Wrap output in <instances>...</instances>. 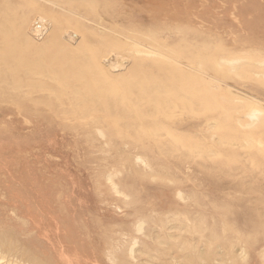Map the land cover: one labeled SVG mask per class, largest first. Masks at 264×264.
<instances>
[{
	"label": "rangeland",
	"instance_id": "obj_1",
	"mask_svg": "<svg viewBox=\"0 0 264 264\" xmlns=\"http://www.w3.org/2000/svg\"><path fill=\"white\" fill-rule=\"evenodd\" d=\"M84 3L100 5L93 19ZM105 11L119 21L97 25ZM110 26L145 30L146 45L95 75L86 54ZM263 26L264 0H0V264H264ZM240 56L237 70L222 60ZM104 76L100 120L81 117L85 90L108 95Z\"/></svg>",
	"mask_w": 264,
	"mask_h": 264
},
{
	"label": "bare ground",
	"instance_id": "obj_2",
	"mask_svg": "<svg viewBox=\"0 0 264 264\" xmlns=\"http://www.w3.org/2000/svg\"><path fill=\"white\" fill-rule=\"evenodd\" d=\"M126 1V0H125ZM81 3V2H80ZM80 3H79V5H80ZM53 4V3H52ZM82 5V4H81ZM81 7H85V9H83V8H81ZM148 7V6H147ZM91 8V9H90ZM100 8V5L98 4V3H88V4H83V6H80V8H79V12H77V14H79V15H81V16H83V17H85V18H87V19H93V18H91L90 17V12H91V14L93 13L92 12V10L94 11V10H98ZM66 9V8H65ZM69 9L71 10H73L74 8H70L69 7ZM84 10H85V12H84ZM54 11V10H53ZM68 11V10H67ZM126 11V10H125ZM237 11V10H236ZM69 12V11H68ZM234 13V12H233ZM104 14L105 15H103V17L101 16V18H99V19H95L94 21H96V24L97 25H99V26H103L104 24H105V19H110V20H113V21H115V18H116V20L117 21H119L118 19L119 18H117L115 15H113L112 14V12H110V11H105L104 12ZM155 14V13H154ZM164 14V13H163ZM167 15V14H166ZM80 16V17H81ZM154 16V15H153ZM82 17V18H83ZM162 18V17H161ZM237 18V17H236ZM239 18V17H238ZM37 19V18H36ZM35 19V20H36ZM151 19V18H150ZM234 19H235V17H234ZM38 20V19H37ZM86 20V19H85ZM237 20V19H236ZM92 21V20H91ZM238 21V20H237ZM46 22H47V20H46ZM125 22V21H124ZM240 22V21H239ZM34 25V24H33ZM239 25V24H238ZM43 26L45 27V23H44V18H41L40 17V22H36L35 23V25H34V30L33 31H38V32H40V31H42L44 28H43ZM240 26V25H239ZM264 27V26H263ZM32 28V27H31ZM108 28V27H107ZM110 30L112 31V33L110 32V33H107V34H103V36L98 40V43H95V46L93 47V48H90L89 50H88V52H87V54H86V56H88V61H89V64H90V67L93 69V73L95 74V75H98V74H105L106 76H108V74H109V72H111L112 71V74L111 75H113L115 72H114V69H118V68H122L124 65H125V58H128V57H126V53H125V51L123 52V49L121 50V48L123 47V45H130L131 43L130 42H134V43H136V44H143V42H144V44L143 45H146L145 43V35H146V33H145V30H143V29H140V31H141V33L144 35V36H141L140 34V37L138 38L137 37V35L136 34H134L133 33V31H135L136 29L135 28H131V27H125V29L124 28H120L119 26H117V27H113L112 28V26H110ZM188 30V29H187ZM190 30V29H189ZM103 31V30H102ZM35 33V32H34ZM75 32H70V35H69V37L70 38H68V34L69 33H67V38L70 40L71 39V41H72V39H75V36H76V34H74ZM103 33H105L104 31H103ZM175 33V32H174ZM179 33H180V31H179ZM164 34V33H163ZM75 35V36H74ZM231 35V34H230ZM64 36V35H63ZM147 38V37H146ZM229 38V37H228ZM233 39V38H232ZM67 41V40H66ZM140 44V45H141ZM164 44V43H163ZM122 46V47H121ZM155 46L157 47V48H155V49H153V51L156 53H161V54H165L166 52H164V51H162V48L161 49H159L160 48V46H161V44H160V42H156L155 43ZM212 46V45H211ZM222 46V45H221ZM144 47V46H143ZM148 47V46H147ZM150 47V46H149ZM154 47V46H153ZM220 47V46H219ZM124 48V47H123ZM132 48V47H131ZM145 48V47H144ZM151 48V47H150ZM135 49V48H134ZM133 49V50H134ZM149 49V48H148ZM219 49V48H218ZM132 50V49H131ZM130 50V51H131ZM144 50V49H143ZM207 50H209V48H207ZM215 50H216V48H215ZM128 51V50H127ZM135 51V50H134ZM137 51V52H136ZM136 53L138 54V53H140V52H142L141 51V49H136ZM147 51V50H146ZM152 51V52H153ZM180 51V50H179ZM133 51H131V53H132ZM147 52H149V51H147ZM218 52V51H217ZM214 53H216V52H214ZM214 53L212 54V55H214ZM143 54H145V53H143ZM151 54V53H150ZM167 55H168V58L169 57H172V58H174V57H182L183 59H184V55H182V54H179V55H171V54H169V53H166ZM165 54V55H166ZM152 55V54H151ZM210 55V54H209ZM244 55L245 56H247L245 53H244ZM142 56V55H141ZM150 56V55H149ZM155 56V55H154ZM224 56V55H223ZM245 56L244 57H234V58H223L222 60H224V61H226V63H228L229 65H231V68L234 70V69H238V68H241V67H239V66H241V65H243V64H241V63H244V62H242L243 60H246L245 59ZM209 57H211V56H209ZM209 57H207V58H209ZM214 57V56H213ZM216 57V56H215ZM2 58V57H1ZM149 58V57H148ZM171 58V59H172ZM151 59V58H150ZM193 59V58H192ZM200 60V59H196V62L198 63V65L199 64H201L202 62L200 61V62H198V61ZM221 60V61H222ZM250 60V59H249ZM103 61H105V63L107 62V66H108V69L110 68V69H113V70H109V71H104V69H103ZM153 61H154V59H153ZM159 61V60H158ZM163 61V60H162ZM178 61H180V60H178ZM210 61V60H209ZM214 61H215V58H214ZM219 61H220V59L218 60V63H219ZM247 61V60H246ZM224 63V62H223ZM222 63V64H223ZM249 63V62H248ZM154 64H156V61L154 62ZM158 64V63H157ZM179 64V63H178ZM186 65H188V66H190V67H192V66H194L192 63H190L189 61H187L186 63H185ZM195 64V63H194ZM210 64H212V63H210ZM216 64V63H215ZM245 64V63H244ZM250 64H253V63H250ZM255 64H256V66H258L259 67V65H261L260 67H262V69H259L260 71H258V69H257V73L256 74H261V76L263 75L264 76V58H261V59H259L257 62H255ZM258 64V65H257ZM159 65V64H158ZM161 66H163L162 64H160ZM166 65V64H165ZM174 65V63H172V66ZM181 64H179V66H180ZM192 65V66H191ZM227 65V64H226ZM236 65H238V66H236ZM35 66V65H34ZM105 66H106V64H105ZM144 66V65H143ZM176 66H178L177 64H176ZM182 66V65H181ZM201 66V68H200V70L202 69V65H200ZM211 66L212 65H210L209 67H210V69H211ZM213 66H214V64H213ZM217 66H218V64H217ZM221 66V65H220ZM30 67V66H29ZM152 67V66H151ZM160 67V66H159ZM163 67H165V66H163ZM174 67H175V65H174ZM174 67H171V68H174ZM230 67V66H229ZM257 67V68H258ZM259 67V68H260ZM167 68H169V67H167ZM178 68V67H177ZM192 68H195V67H192ZM221 68H223V66L221 67ZM225 68H227V67H225ZM38 69V68H37ZM170 69V68H169ZM168 69V70H169ZM189 69V68H188ZM210 69H206L209 73L211 72L210 71ZM230 69V68H229ZM228 69V70H229ZM236 69V70H237ZM34 70H35V68H34ZM175 70H177V69H175ZM198 70V69H197ZM224 70V69H223ZM227 70V71H228ZM231 70V69H230ZM232 70V71H233ZM31 71H33V70H31ZM118 71V70H117ZM226 71V72H227ZM232 71H230V72H232ZM241 71V69L239 70V72ZM243 71H246L247 72V70H243ZM229 72V71H228ZM154 73V72H153ZM167 73V72H166ZM200 73V72H199ZM208 73V75L210 76V74ZM241 73V72H240ZM247 73H249V72H247ZM255 72H253V75H255L254 74ZM86 74V73H85ZM134 74H135V71H134ZM231 74V73H230ZM242 74V73H241ZM243 74H244V72H243ZM87 75V74H86ZM115 75V74H114ZM141 75V74H140ZM143 75V74H142ZM186 75H188V74H186ZM203 75V74H202ZM234 75H235V73H234ZM240 75V74H239ZM134 76V75H133ZM133 76H131V78L133 77ZM206 76V75H205ZM252 76V75H251ZM257 76V75H256ZM256 76H255V78H256ZM129 78V76H126V78ZM188 77V76H187ZM230 77V76H229ZM234 77V76H233ZM237 77H239V76H237ZM81 78V77H80ZM87 78V77H86ZM89 78V77H88ZM103 78H105L104 80H102L101 82L103 83V84H105V85H103V88L102 87H98L99 89L101 88V89H106L107 87H109V80L108 79H110V78H108V77H103ZM131 78H129V79H131ZM208 78V77H207ZM211 78V77H210ZM242 78V77H241ZM82 79H83V77H82ZM81 79V80H82ZM213 79V78H212ZM233 79H235V78H233ZM244 79H246V78H244ZM257 79V78H256ZM261 79V78H260ZM87 80V79H86ZM86 80H85V82H86ZM91 80V79H90ZM141 80H142V78H141ZM221 80V79H220ZM236 80V79H235ZM247 80V79H246ZM253 80V79H252ZM84 81V80H83ZM88 81V80H87ZM96 81V80H95ZM100 81V80H99ZM138 81H139V79H138ZM254 81V80H253ZM261 81V80H260ZM60 82V81H59ZM98 82V81H97ZM123 82H125V80L123 81ZM143 82V81H142ZM155 82H156V79L155 78H150L149 79V83H150V85H155ZM179 82V81H178ZM218 82V81H217ZM225 82V81H224ZM240 82V81H239ZM246 82V81H245ZM143 83H145V82H143ZM212 83H214V80H213V82ZM126 84V83H125ZM217 84V83H216ZM215 84V85H216ZM242 84V83H241ZM131 85V84H130ZM142 84H139V86H141ZM145 85V84H144ZM149 85V84H148ZM224 85H227V83L226 84H224ZM84 86V85H83ZM86 86H87V84H86ZM97 85L95 84V88H97L96 87ZM138 86V85H137ZM217 86V85H216ZM229 86V85H228ZM231 86V85H230ZM229 86V87H230ZM94 88V86H92V87H90V92L89 91H87V90H85L86 92L84 93V95H86V101H88L90 104L89 105H87V104H85V106L82 108V109H80V110H82V113L80 114V116L81 117H93V118H96L97 117V121H99L100 120V118L98 117V116H101V112H102V110H101V108L99 107V105L98 104H101L100 102H99V100H98V97H102V98H107L108 96H110V92H111V88H107V93H108V95L106 96V97H104V96H97V95H95L94 93H92L91 91H93V89H95ZM212 88V87H211ZM214 88H215V86H214ZM92 89V90H91ZM115 89V88H114ZM113 89V90H114ZM143 89V88H142ZM197 89V88H196ZM244 89V88H243ZM112 90V91H113ZM235 90H237V89H235ZM103 91V90H102ZM115 91V90H114ZM144 91V90H143ZM233 91V90H232ZM237 91H239V89L237 90ZM77 93L76 94H78V93H80L81 91H76ZM129 92H132V91H130L129 90ZM138 92V91H137ZM241 92V91H240ZM250 92H252V91H250ZM114 93V92H113ZM194 93V92H193ZM254 93V92H253ZM104 94H106V93H104ZM115 94V93H114ZM132 94V93H131ZM245 94V93H244ZM256 94V93H255ZM133 95V94H132ZM173 95V94H172ZM194 95V94H193ZM248 95H250V94H247V96ZM131 96V95H130ZM223 96V95H222ZM226 96V95H225ZM224 96V97H225ZM111 97V96H110ZM142 98H144L145 99V96H141ZM194 97V96H193ZM196 97V96H195ZM194 97V98H195ZM236 97V96H235ZM251 97H252V95H251ZM259 97V101L261 100L260 99V96H258ZM215 98H217V97H215ZM230 98V97H229ZM237 98V97H236ZM238 98H240V97H238ZM237 98V99H238ZM198 99V98H197ZM243 99V98H242ZM254 99H257V98H255L254 97ZM106 101V100H105ZM245 101V100H244ZM236 102V101H235ZM247 102V101H246ZM245 102V103H246ZM149 103V102H148ZM166 103V102H165ZM227 103H228V101H227ZM233 103V102H232ZM147 104V103H146ZM156 104V103H155ZM201 104H203V103H201ZM235 104V103H234ZM162 105H163V103H162ZM204 105V104H203ZM246 105V104H245ZM244 105V106H245ZM118 106V105H117ZM117 106H115V108H117ZM230 106V105H229ZM164 107V106H163ZM112 108V104H110V105H105V109L104 110H107V113H106V115H104V116H108L109 115V117L108 118H111V120L114 118V116L116 115V114H111V112H110V110L109 109H111ZM220 109V108H219ZM223 109H225V108H223ZM260 109H258V108H252L251 109V111L249 112H246V113H249V115L248 116H251V117H255V115L257 114V112L259 111ZM208 111V110H207ZM178 114V113H177ZM239 114V113H238ZM263 114H264V111H263ZM162 115V114H161ZM245 115V114H244ZM103 116V115H102ZM103 116V117H104ZM168 116V115H167ZM202 116V115H201ZM240 116V115H239ZM154 117V116H153ZM247 117V116H246ZM260 117H264V115H260ZM155 118V117H154ZM256 119H257V116L255 117ZM105 119H106V117H105ZM245 119V118H244ZM237 120V119H236ZM251 120V119H250ZM258 120H260V119H258ZM114 121H116V119L114 120ZM241 121V120H240ZM249 121V120H248ZM262 121H264V120H262ZM254 122L255 121H253V122H250L249 123V126L250 125H252V124H254ZM168 123V122H167ZM214 123H215V121H214ZM217 123V122H216ZM237 123V122H236ZM243 123V122H242ZM264 122H262V124H263ZM210 124H212L213 125V123L212 122H210ZM246 125H248V123H246ZM245 125V126H246ZM173 126V125H172ZM209 126V125H208ZM214 126H215V124H214ZM223 126V125H222ZM192 127V126H191ZM210 127V126H209ZM254 127V126H253ZM253 127H251V128H249V129H252ZM117 128V127H116ZM120 128V127H119ZM193 128V127H192ZM197 129V128H196ZM98 130H99V133H100V135H104V130L102 129V126H99V127H97V132H98ZM195 130V129H194ZM210 130H212V129H210ZM116 132V131H115ZM114 132V133H115ZM117 133V132H116ZM164 133V132H163ZM195 133V132H194ZM224 133V132H223ZM99 135V134H98ZM99 135V136H100ZM212 136V135H211ZM101 137V136H100ZM104 137V136H103ZM215 137V136H214ZM214 137H213V139H214ZM179 138V137H178ZM188 138V137H187ZM103 139V138H102ZM191 139H193V138H191ZM216 139V138H215ZM218 139V138H217ZM216 139V140H217ZM251 139V138H250ZM215 140V141H216ZM252 140V139H251ZM259 141V140H258ZM248 142V141H247ZM262 142V141H261ZM260 142V143H261ZM109 143V142H108ZM112 143V142H111ZM110 143V144H111ZM104 144H106V143H104ZM219 144V143H218ZM243 144V143H242ZM126 145V144H125ZM246 145H249V142L246 144ZM261 145H262V143H261ZM106 146H108V147H110V145L109 144H107ZM127 146V145H126ZM125 146V147H126ZM243 146H244V144H243ZM260 146V145H259ZM247 147V146H246ZM181 148H183V147H181ZM186 149V148H185ZM178 150V149H177ZM139 156V155H138ZM137 158V157H136ZM136 158H135V161H139V160H136ZM139 158V157H138ZM141 159V158H140ZM142 160V159H141ZM127 161V160H126ZM143 161V160H142ZM141 161V162H142ZM136 162V163H137ZM145 163V162H144ZM148 164V163H147ZM134 167V166H133ZM165 171V170H164ZM111 174V173H110ZM158 174V173H157ZM145 175V174H144ZM143 175V176H144ZM153 177H155V176H153ZM152 177V178H153ZM151 178V177H150ZM113 179V178H112ZM155 179H156V177H155ZM164 180V179H163ZM171 183V182H170ZM172 183H173V181H172ZM118 188V187H117ZM118 190V189H117ZM178 192H180V191H178ZM3 197V196H2ZM178 197H180V196H178ZM186 197V196H185ZM190 198H191V196H190ZM180 199H181V197H180ZM192 199V198H191ZM185 201V200H184ZM188 201V200H187ZM119 208V207H118ZM12 212V211H11ZM175 213V212H174ZM12 214H14V212L12 213ZM172 214V213H171ZM15 215V214H14ZM158 215V214H157ZM156 215V216H157ZM162 215V214H161ZM160 215V216H161ZM179 215V214H178ZM177 215V216H178ZM185 215V214H184ZM152 216V215H151ZM169 217V216H168ZM185 217V216H184ZM172 218L173 219H175L173 216H172ZM18 219V218H17ZM178 219V218H177ZM187 219V218H186ZM21 220H22V218H21ZM25 220V219H24ZM143 220V219H142ZM166 220H168V219H166ZM201 221H202V219H200ZM23 221V220H22ZM21 221V222H22ZM138 221H139V219H138ZM172 221V220H171ZM141 222H143V221H141ZM141 222L139 223L138 222V224H141ZM169 222V221H168ZM178 222V221H177ZM176 222V223H177ZM198 222H200V221H198ZM23 223H25L24 221L22 222V224ZM200 223H198V225H199ZM137 225V224H136ZM142 225V224H141ZM144 225V224H143ZM186 225V224H185ZM184 225V226H185ZM190 225V224H189ZM182 226V225H181ZM195 226V225H194ZM228 226V225H227ZM135 227V226H134ZM142 228L140 225L138 226L137 225V228ZM174 227V226H173ZM177 227V226H176ZM199 227V226H198ZM138 228V229H139ZM154 228V227H153ZM171 228H172V226H171ZM175 228V227H174ZM173 228V229H174ZM178 228V227H177ZM180 228V227H179ZM183 228V227H182ZM186 228V227H185ZM188 228V227H187ZM224 230L225 231H228V230H226V226H224ZM136 229V228H135ZM201 229V228H200ZM199 229V230H200ZM137 230V229H136ZM156 230V229H155ZM181 230V229H180ZM222 230H223V228H222ZM223 230V231H224ZM139 231H140V229H139ZM138 230H137V232H139ZM141 231H142V229H141ZM140 231V232H141ZM144 231V230H143ZM182 231V230H181ZM183 231H184V228H183ZM194 231V230H193ZM230 231V230H229ZM179 232V231H178ZM231 232V231H230ZM154 233L155 232H153V236H154ZM199 233H201L202 234V232L200 231ZM212 233V232H211ZM225 233V232H224ZM223 233V234H224ZM237 233H238V231H237ZM143 234V233H142ZM158 234V233H157ZM168 234V233H167ZM173 234V233H172ZM201 234H199V235H201ZM226 234V233H225ZM176 235V234H175ZM212 235V234H211ZM249 235V234H248ZM1 236V235H0ZM122 237H123V234L121 235ZM134 236V235H133ZM143 236H144V234H143ZM148 236V235H147ZM146 235H145V237H147ZM150 236V235H149ZM148 236V237H149ZM160 236V235H159ZM152 237V236H151ZM156 237V236H155ZM185 237H186V235H185ZM158 238V237H157ZM160 238V237H159ZM179 238H181V237H179ZM0 239H3L2 238V236H1V238ZM155 239V238H154ZM153 239V240H154ZM161 239V238H160ZM171 239V238H170ZM182 239V238H181ZM188 239H189V236H188ZM214 239H216V238H214ZM130 240V239H129ZM133 240H135V238H133ZM133 240H131V241H133ZM149 240H152V239H149ZM162 240V239H161ZM216 240H218V238L216 239ZM241 240V239H240ZM116 241H118V240H116ZM131 241H129L130 242V244H131ZM164 241V240H163ZM181 241V240H180ZM179 241V242H180ZM182 241H183V239H182ZM189 241H191V240H189ZM195 241V240H194ZM198 241V240H197ZM208 241V240H207ZM219 241V240H218ZM128 242V243H129ZM158 242V241H157ZM166 242V241H165ZM168 242V241H167ZM187 242H188V240H187ZM237 242V241H236ZM238 242H239V240H238ZM19 243V242H18ZM125 243H126V241H125ZM137 243H138V241H137ZM177 243V242H176ZM175 243V244H176ZM194 243V242H193ZM192 243V244H193ZM199 243H200V241H199ZM211 243H212V241H211ZM221 243V242H220ZM232 243V242H231ZM230 243V244H231ZM6 244H7V242H6ZM121 244H123V243H121ZM136 244V243H135ZM179 244V243H178ZM177 244V245H178ZM186 244H188V243H186ZM195 245H196V243H194ZM202 244V243H201ZM221 244H223V243H221ZM235 243H233V245H234ZM13 246L14 244L12 243H10V246ZM125 245L126 244H124V246H122V248L123 247H125ZM133 246H134V244H132ZM206 245V244H205ZM208 245V244H207ZM220 245V244H219ZM246 245V244H245ZM6 246V245H5ZM15 246V245H14ZM13 246V247H14ZM131 246V245H130ZM136 247L138 246V245H135ZM151 246H153V245H151ZM158 246V245H157ZM201 246V245H200ZM204 246V245H203ZM223 246H225V245H223ZM198 247H199V245H198ZM236 247V246H235ZM243 247V246H242ZM247 247V246H246ZM116 248H117V246H116ZM121 248V249H122ZM130 248V247H129ZM135 248V247H134ZM138 249H140L139 248V246L137 247ZM136 248V249H137ZM156 248V247H155ZM168 248V247H167ZM179 248V247H178ZM203 248V247H202ZM218 247H216V249H217ZM220 248V247H219ZM233 248V247H232ZM232 248H231V246H230V248H229V250L231 251L232 250ZM112 249V248H111ZM152 249V248H151ZM200 249H201V247H200ZM200 249H199V251H200ZM224 249V248H223ZM234 249V248H233ZM242 249V248H241ZM263 249V248H262ZM10 250V249H9ZM12 250H14V249H12ZM17 250V249H16ZM120 250V249H119ZM124 250V249H123ZM129 250V249H128ZM132 250H133V247H132ZM141 250V249H140ZM153 250V249H152ZM163 250V249H162ZM162 250H159V251H162ZM171 250V249H170ZM193 250V249H192ZM213 250V249H212ZM214 250H215V248H214ZM225 250V249H224ZM223 250V251H224ZM4 251H6V249L4 250ZM11 251V250H10ZM111 251V250H110ZM131 251V250H130ZM147 251H149V250H147ZM164 251H165V249H164ZM217 251V250H216ZM260 251H264V250H260ZM1 252V251H0ZM119 252H121V251H119ZM134 252V251H133ZM133 252H131L130 254H133ZM163 252V251H162ZM171 252H173V251H171ZM176 252H177V249H176ZM186 252V251H185ZM192 252V251H191ZM190 252V253H191ZM206 252V250L204 251V253ZM238 252V251H237ZM247 252V251H246ZM245 252V253H246ZM4 253V252H3ZM18 253H19V251H18ZM29 253V252H28ZM180 253V252H179ZM178 253V254H179ZM182 253V252H181ZM198 253L199 252H197V255H198ZM207 253V252H206ZM229 253V252H228ZM239 253V252H238ZM261 253V252H260ZM22 255H24L23 254V252L21 253ZM20 254V256H22ZM117 254V253H116ZM118 254H120V253H118ZM136 254V253H135ZM156 254V253H155ZM154 254V255H155ZM169 254H171V253H169ZM172 254H174V253H172ZM176 254V253H175ZM208 254V253H207ZM207 254H205V255H207ZM214 254V253H213ZM212 254V255H213ZM216 254V253H215ZM217 254H218V252H217ZM221 254V253H220ZM234 254V253H233ZM232 254V255H233ZM235 254H237V253H235ZM241 254H243V253H241ZM241 254H240V256H241ZM248 254V253H247ZM3 255H5V254H3ZM113 255H115V254H113ZM121 255H123V251L121 252ZM125 255H127V252H125ZM204 255V256H205ZM222 255V254H221ZM231 255V256H232ZM245 255V254H244ZM131 256V255H130ZM133 256V255H132ZM165 256V255H164ZM168 256V255H167ZM166 256V257H167ZM172 256H174V255H172ZM182 256H184V255H182ZM214 256V255H213ZM215 256H217V255H215ZM214 256V257H215ZM218 256H220V255H218ZM217 256V257H218ZM225 256V255H224ZM224 256H222V257H224ZM236 256V255H235ZM243 256V255H242ZM241 256V257H242ZM248 256V255H247ZM246 256V257H247ZM16 257V256H15ZM18 257V256H17ZM109 257V259H110V256H108ZM112 257V256H111ZM123 257V256H122ZM127 257V256H126ZM126 257H125V259H126ZM134 258L136 257V256H133ZM133 257H131V258H133ZM158 257H160V255L158 256ZM157 257V258H158ZM198 257H199V255H198ZM228 257V256H227ZM234 257V256H233ZM236 257H239V256H236ZM241 257H240V259H241ZM245 256L242 258V261H244V258H246ZM249 257V256H248ZM262 257H264V256H262ZM10 258V257H9ZM12 258V257H11ZM33 258V257H32ZM133 258V259H134ZM168 258V257H167ZM166 258V259H167ZM174 257H172V259H173ZM178 258H181L180 256L178 257ZM177 258V259H178ZM196 258V257H195ZM206 259H207V256L205 257ZM226 258V257H225ZM31 259V258H30ZM117 259V258H116ZM124 259V260H125ZM128 259V258H127ZM130 259V258H129ZM148 259V258H147ZM150 259V258H149ZM176 259V258H175ZM212 259V258H211ZM230 259V258H229ZM234 259V258H233ZM239 259V258H238ZM263 259V258H262ZM14 260V259H13ZM19 260V259H18ZM17 260V261H18ZM21 260V259H20ZM115 260V259H114ZM118 260H119V258H118ZM151 260V259H150ZM192 260H193V258H192ZM202 260H205V259H202ZM221 260V259H220ZM226 260V259H225ZM231 260V259H230ZM237 260V259H236ZM236 260L235 261H233L234 262V264H235V262H236ZM26 261V260H25ZM29 261V260H28ZM27 261V262H28ZM34 261V259H32V261L31 262H33ZM174 261V260H173ZM178 261V260H177ZM185 261V260H184ZM232 261V260H231ZM241 261V260H240ZM20 262V261H19ZM112 262V261H111ZM116 261H114V263H115ZM124 262V261H123ZM161 262V261H160ZM160 262H159V264H160ZM164 262V261H163ZM169 262H171V261H169ZM196 262V261H195ZM195 262H193V263H195ZM215 262V261H214ZM217 262V261H216ZM130 263V262H129ZM179 263V262H178ZM186 263H188V262H186ZM222 263H224V261L222 262ZM263 263H264V261H263ZM10 264H25V263H23V262H20V263H17V262H14V263H11L10 262ZM33 264V263H32ZM36 264V263H35ZM39 264V263H38ZM41 264V263H40ZM116 264H119V263H116ZM121 264V263H120ZM131 264V263H130ZM157 264V263H156ZM167 264H168V261H167ZM175 264V263H174ZM180 264V263H179ZM207 264V263H206ZM210 264V263H209ZM226 264H227V262H226Z\"/></svg>",
	"mask_w": 264,
	"mask_h": 264
}]
</instances>
